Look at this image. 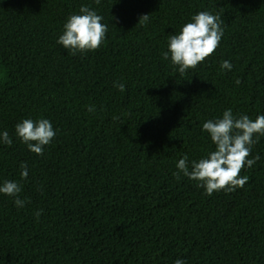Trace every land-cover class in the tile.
<instances>
[{
  "label": "trees",
  "instance_id": "1",
  "mask_svg": "<svg viewBox=\"0 0 264 264\" xmlns=\"http://www.w3.org/2000/svg\"><path fill=\"white\" fill-rule=\"evenodd\" d=\"M81 6L108 31L73 55L57 41ZM200 11L223 36L181 75L162 54ZM227 109L264 115V0H0V186L25 201L0 193V264H264V136L243 188L209 196L177 168L215 150L203 124ZM24 119L51 122L42 155Z\"/></svg>",
  "mask_w": 264,
  "mask_h": 264
},
{
  "label": "clouds",
  "instance_id": "2",
  "mask_svg": "<svg viewBox=\"0 0 264 264\" xmlns=\"http://www.w3.org/2000/svg\"><path fill=\"white\" fill-rule=\"evenodd\" d=\"M100 4V0H95ZM80 14L71 15L64 25V32L59 37L57 43L65 49H69L71 54L77 52L85 53L98 49L105 39L108 31L107 25L102 23L103 17L88 6H81ZM182 26L178 34L169 37L168 51L163 52V59L171 58L173 65L178 66V72L184 75L188 69H195L206 58L213 55L219 47L223 36V23L221 17L213 15L209 11H200ZM148 15L140 17V23H147ZM222 69L231 70L232 64L224 61ZM241 81L236 80L239 84ZM121 92L125 91L124 84L115 85ZM94 107L88 108L93 112ZM203 130L209 133L215 150L210 152L206 158L191 162V171L187 156L177 163L179 172L184 176L197 181L198 187H203L209 196L213 192L225 190L232 192L237 188H243L249 177H241V170L247 165L252 167L259 156L248 159L251 154V147L257 142L254 136H264V115L250 119L246 115L239 118L233 115L231 109L223 112L222 118L208 120L203 124ZM15 131L21 141L27 144L30 151L37 155L43 154L44 146L50 144L56 133L48 119L33 121L24 119L15 126ZM3 143L12 144V139L7 131L2 134ZM22 178H27V166L22 164ZM179 172L174 173L179 179ZM21 186L15 181H5L0 186V193L15 198L17 207H24L25 201L19 198ZM40 215L39 212L36 214ZM175 264H185L181 259H177Z\"/></svg>",
  "mask_w": 264,
  "mask_h": 264
}]
</instances>
